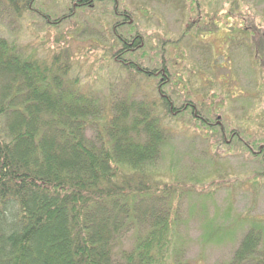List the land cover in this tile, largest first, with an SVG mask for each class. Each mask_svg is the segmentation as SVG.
<instances>
[{
	"label": "trees",
	"instance_id": "1",
	"mask_svg": "<svg viewBox=\"0 0 264 264\" xmlns=\"http://www.w3.org/2000/svg\"><path fill=\"white\" fill-rule=\"evenodd\" d=\"M31 1L0 3L20 13ZM100 1L105 0H73L54 18L38 11L58 23L74 8ZM109 1L122 18L113 23L120 47L111 59L130 70L160 75L156 87L167 114L209 124L223 142L235 138L237 148H248L234 130L226 137L194 101L175 105L165 89L173 81L167 57L162 55L153 67L131 57L143 39L138 33L130 37L117 32L129 13L119 0ZM236 4L233 0L231 12ZM255 20L248 18L253 36ZM256 45L264 61V43ZM71 65L68 54L53 53L49 62L25 56L0 36V264H191L174 248L172 206L154 198L160 190L171 195L178 191L166 182L160 186L162 180L154 176V159L169 136L159 112L135 98L112 100L106 107L70 76ZM88 128L96 132L88 135ZM251 145V150L259 147L255 154L264 165V137ZM208 225L209 236L215 237V224L210 220ZM135 227L134 244L118 252L125 233ZM263 236L264 224L255 221L231 264H264L258 249Z\"/></svg>",
	"mask_w": 264,
	"mask_h": 264
},
{
	"label": "rangeland",
	"instance_id": "2",
	"mask_svg": "<svg viewBox=\"0 0 264 264\" xmlns=\"http://www.w3.org/2000/svg\"><path fill=\"white\" fill-rule=\"evenodd\" d=\"M119 1L129 17L117 32L140 34L143 43L130 56L143 65L153 67L162 55L167 57L173 81L165 89L175 105L194 101L203 115L213 116L226 137L234 130L249 147L264 137V61L256 45L264 43V0H236L232 12L233 0ZM72 2L33 0L20 13L1 2L0 36L23 55L41 61L49 62L53 53L68 54L70 76L98 95L106 107L121 98L152 104L169 133L154 159V176L162 180L160 186L166 182L178 190L173 196L160 190L154 198L173 208L171 235L178 256L191 264L233 263L250 225L264 224V165L255 154L259 147L237 148V139L223 142L209 124L167 114L156 87L160 75L130 70L111 59L120 47L113 23L122 18L115 15L109 0L72 7L73 13L58 23L38 11L54 18ZM250 15L256 19V36L248 23ZM95 132L87 130L88 135ZM210 220L215 237L209 236L213 235ZM136 229L125 233L118 252L134 244ZM258 249L264 253V236Z\"/></svg>",
	"mask_w": 264,
	"mask_h": 264
},
{
	"label": "flooded vegetation",
	"instance_id": "3",
	"mask_svg": "<svg viewBox=\"0 0 264 264\" xmlns=\"http://www.w3.org/2000/svg\"><path fill=\"white\" fill-rule=\"evenodd\" d=\"M126 21V20H125ZM121 22H124V21H121Z\"/></svg>",
	"mask_w": 264,
	"mask_h": 264
}]
</instances>
